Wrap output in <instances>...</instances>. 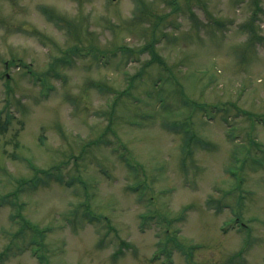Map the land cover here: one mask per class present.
Returning a JSON list of instances; mask_svg holds the SVG:
<instances>
[{
	"label": "rangeland",
	"instance_id": "374dc122",
	"mask_svg": "<svg viewBox=\"0 0 264 264\" xmlns=\"http://www.w3.org/2000/svg\"><path fill=\"white\" fill-rule=\"evenodd\" d=\"M0 200V264H264V0H0Z\"/></svg>",
	"mask_w": 264,
	"mask_h": 264
},
{
	"label": "trees",
	"instance_id": "16d2710c",
	"mask_svg": "<svg viewBox=\"0 0 264 264\" xmlns=\"http://www.w3.org/2000/svg\"><path fill=\"white\" fill-rule=\"evenodd\" d=\"M79 30H81V28H79V27H77L76 26V28H74V35L72 34V37H74V38H77V41H80V43L81 44H83L84 43V45H80V46H77V45H75V46H72L71 47V50H69V48H68V50H66L67 52L68 51H74V52H76L79 56H82V57H84V56H90L91 57V59L92 60H95V61H97L99 64H101L102 66H107V65H109V63L111 62V60H110V58L109 57H112V56H114V55H116L117 53L115 52V51H113V50H111V52L110 51H107V50H109L108 48H105V47H99L97 44H96V41H88V40H86L85 38H83V39H80V38H82V34L80 33V31ZM121 46H123V45H121ZM116 47V46H115ZM129 48V47H128ZM131 49V48H130ZM130 49H128V50H130ZM154 57H155V59L156 60H159L158 59V56H156V55H154ZM127 59H128V57H127ZM129 59H130V57H129ZM160 61V60H159ZM52 64H54V65H63V66H66V65H72L73 64V60H72V57L70 56V55H68V53H66L65 52V54L64 55H62L61 57H56L53 61H52ZM101 65H99V66H101ZM163 65H165V63L163 64ZM164 67V66H163ZM51 69H53L52 68V66L50 67ZM53 71H54V69H53ZM55 72V74H57L58 73V71H54ZM136 76H141L138 72H136V74H135ZM135 75H132L129 79H128V81H127V83H126V86L123 88V89H121V90H119V91H117L116 92V97H115V100L116 99H118L119 98V96H120V94H122V93H124V92H127V90H130L131 88H135L136 87V82H134V79H135ZM162 80H164L163 79V77L162 76H159L158 77V80L157 81H159V82H161ZM156 81V83H158ZM156 83L154 84V85H156ZM158 93V97L160 98V97H163L161 94H159V92H157ZM164 98V97H163ZM117 101V100H116ZM116 101H115V104H116ZM197 107H198V109H199V111H201L203 114H205V113H208V112H211V113H213V114H215V113H220L221 111H224V112H226V111H228V109H230V106H226V105H224V104H221V105H214V104H204V103H197ZM243 111V110H242ZM220 115H221V117H222V119H223V121L224 122H226V123H228V120H229V115L228 114H221L220 113ZM110 120V119H109ZM110 127H112V125H110L109 123H108V128H110ZM101 136V135H100ZM124 150H126V147L123 145V144H121V147L120 148H118L117 147V150L116 151H120L121 152V155H125L124 153H123V151ZM126 159H128V158H125V160ZM126 165H127V167L129 166V167H131V168H129V169H134L135 168V163H132V162H129V160H126ZM42 171H44V173L46 174V177L48 178L49 176H52L51 174H50V172L48 171V170H42ZM40 172V171H39ZM33 178H35V179H38L39 181H42V177L40 176V175H36V176H33L32 177V179ZM54 179H56V180H58V181H60V182H62L63 181V179H62V177H60V176H58V175H54ZM132 184H136V185H132L131 186V188H133V189H137L138 187L139 188H141V187H145L146 186V183H145V181L144 182H142V180H139V181H137L136 183H132ZM131 185V184H130ZM8 193H11V192H8ZM7 193V194H8ZM11 194H14V193H11ZM83 203H85V201L83 200ZM3 204V202L0 200V205H2ZM88 205V204H87ZM83 210H81V213H82V217H85L86 219H97V217L99 216V214L98 213H96L95 211H90V209L89 208H87L86 207V204H84V207L82 208ZM16 213H20V212H16ZM27 223V222H26ZM26 227H32V225H30V224H27V225H25ZM165 232H167V230L165 231ZM33 246H35V247H33ZM37 246H40L39 245V242L37 241V239L35 238V240H34V242H32V244H30L28 247H30V248H38ZM44 255L43 254H41L40 256H38V257H40V259H42V257H43Z\"/></svg>",
	"mask_w": 264,
	"mask_h": 264
}]
</instances>
